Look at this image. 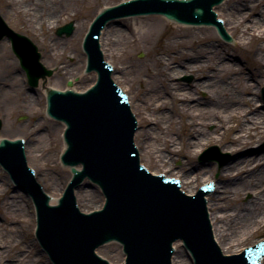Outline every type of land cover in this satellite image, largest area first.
<instances>
[{"label": "water", "instance_id": "water-1", "mask_svg": "<svg viewBox=\"0 0 264 264\" xmlns=\"http://www.w3.org/2000/svg\"><path fill=\"white\" fill-rule=\"evenodd\" d=\"M220 2L221 0H132L104 10L96 17L84 40L89 69L98 72L97 83L85 93L75 94V90L66 93L52 90L48 93L50 114L64 120L68 126L66 140L70 148L65 154L67 156L65 161L70 159L73 163L84 165L81 172H74L76 183L87 176L101 185L106 196L103 210L90 215L79 213L71 200L72 187L67 189L59 207L49 208L47 198L36 185H33L28 172H23L26 169L18 153L19 146L9 141L0 145V161L4 168L10 172L20 187L34 197L39 214L36 233L55 263L107 264L93 255V249L110 238L124 243V251L127 254L126 264H170L169 258L173 252L171 243L177 238L183 239L192 251L194 264H257L264 253V243H262L246 249L239 255L221 254L217 248L218 246L221 249L218 240L215 239V228L207 200V196L216 191V184H212L210 193L205 194V209L217 246L208 229L202 193L188 197L184 192L182 179L178 178V189L183 195L172 180L149 175L139 166L135 153L131 151L132 136L136 128L135 120L129 110L126 97L121 92L122 89L116 87L118 84L113 77L116 68L110 65V62H106L104 51L101 49L102 32L99 38L100 50L96 44L100 29L109 20L151 13H162L169 19L186 24H213L217 26L221 35L231 39L219 13L214 11L217 19L221 20L222 26L212 11V7ZM111 22L115 20L108 22L103 30H107ZM72 29V25L68 24L59 28L57 34L65 33L69 36ZM4 36L10 38L13 50L20 59L31 86L36 85L38 77L51 74V71L37 64L39 55L36 48L25 38L9 30L0 19V40ZM229 42L232 43V39ZM38 68L40 70L36 72ZM95 70L90 73L96 72ZM122 91L127 95L128 103L134 113L128 92ZM139 131L141 125L138 121L135 135ZM134 144L142 164V156L135 136ZM26 146L24 140V154L29 165ZM29 167L32 169L31 165ZM147 169L151 173V170ZM34 173L37 181L36 171ZM162 174L170 178L166 173ZM41 186L44 190L43 185ZM13 192L16 190L13 189ZM74 194L78 206L85 213L102 205L103 198L96 188L76 187ZM174 246L172 264H192L188 253L180 247L179 242ZM97 253L110 264L124 263L121 247L116 243L102 246Z\"/></svg>", "mask_w": 264, "mask_h": 264}, {"label": "bare ground", "instance_id": "bare-ground-1", "mask_svg": "<svg viewBox=\"0 0 264 264\" xmlns=\"http://www.w3.org/2000/svg\"><path fill=\"white\" fill-rule=\"evenodd\" d=\"M56 2L59 0H8L7 7L10 11L18 13L21 18H25L27 14L31 13L36 15L34 13V9H36L41 17L38 23H46L50 27L55 23V21L51 22L54 19L41 13L47 11L48 7L53 6V3ZM20 4H24V6L21 7ZM262 4H264V0H235L233 4L227 6L226 0L223 4H219L214 11L219 13L227 31L232 29L233 32H237V28H240L242 35H251L263 42L264 10L261 7ZM106 7L100 8L96 14ZM38 8L40 12H38ZM255 14L258 16L253 17ZM1 15L0 13V17H3ZM159 18H155V24L146 26L143 22L144 19L133 17L130 18L133 19L131 20L132 25L129 27L123 25L126 27L124 29L115 25L118 23L116 20L111 22L107 30H102L101 36V49L104 51L106 62H110V65L116 68L115 57L121 54L122 48L133 40L134 43H137L136 35L141 29L146 34L149 31L150 35L152 34L151 29L158 32L162 25ZM138 21L140 22L138 23ZM171 23L175 26L179 25L175 22ZM81 28L78 30L79 36H82L84 31V26ZM129 28L132 33L130 40L125 33ZM74 29H76V25ZM194 34L193 32L184 39L181 36L163 32L158 37L161 49L154 56V64L143 70L144 76L141 74L134 76L137 83L140 84L139 90H133V84L126 77L127 71L133 70V67L126 64L125 60L118 62L119 67L116 68L113 77L122 90L130 92L129 97L132 101L133 111L137 115V119L139 118L138 121L143 123L145 130L141 131L142 136L139 134L141 141L138 147L141 156L143 155L142 151L148 155L154 154L157 161L152 164L156 165V170L151 173H160L161 167L164 168V172L161 173H166L171 178H181L184 192L188 196H193L197 192L199 184L212 181V184L217 185L216 191L207 196V200L212 215V224L215 228V239L218 240L223 250L225 247L240 245L252 235L264 234V154H254L250 159L230 161V165L218 174L216 180H213L212 172H205L201 166L193 164L190 161L189 153L194 152L191 151L193 148L195 150L203 149L215 142L222 151L226 148L230 154L238 155L243 150L250 148L261 135H264V115L257 109L254 102V95L256 92L258 93L259 85L255 90H252L250 86L240 87L244 95L248 97L238 100L230 93V90L237 88L233 84L235 83L234 78L239 73L231 70V67L224 69L226 63L223 60L225 57L217 53L214 41L195 39L194 42L189 43L190 39L188 38H193ZM178 47H182L181 50H177ZM258 49L260 51L251 57L255 72L254 80H256L254 82L264 84V45L259 44ZM61 54L63 53L55 52L52 56L56 57ZM78 62L79 60L76 64ZM76 64L74 62L71 66L68 63H60L56 70L59 73L68 72ZM186 73L194 77L192 83L174 82L180 75ZM78 78L80 83L85 84V88L78 89L77 83L70 80L66 89L68 91L75 90L76 93H85L86 89L96 81L97 72L82 73ZM36 81L44 95L52 88L42 76ZM16 88H18L21 102H23L25 96L20 92V87ZM200 91L207 92L203 103L195 96ZM261 98L264 101V87L261 90ZM243 105L246 106V109L242 107ZM243 120L249 122L250 125L244 126ZM51 121L54 127L61 125V130L65 127L64 124L58 123L59 121L57 123ZM210 123L214 128L209 133L204 128ZM177 124L179 125L178 130L175 127ZM1 138L3 137L0 136V140ZM26 145V154L30 157L28 152L30 145L28 142ZM206 153L213 155L219 162L223 160V155L215 156L218 153L217 150H209ZM182 157L185 160L181 161L180 166L175 169L174 160ZM64 169L71 174L70 169L67 167ZM64 188L65 184L62 183L59 191L63 192ZM245 193L251 194L246 201L243 200ZM56 202L57 198L52 197L51 204ZM219 211H223V214L219 215ZM261 240L259 241L261 242ZM4 241L0 240V248ZM1 250L0 264H5L4 256L8 253L4 255ZM21 257L13 256V260L20 264ZM262 264H264V258Z\"/></svg>", "mask_w": 264, "mask_h": 264}, {"label": "rangeland", "instance_id": "rangeland-1", "mask_svg": "<svg viewBox=\"0 0 264 264\" xmlns=\"http://www.w3.org/2000/svg\"><path fill=\"white\" fill-rule=\"evenodd\" d=\"M122 1L125 0H59V2L53 3V6H49L47 11L41 13L54 19L51 22L55 21V23L50 27L46 23H38L41 17L36 12V9H34L36 15H33V13L27 14L25 18H21L15 11H10L7 7L9 4L8 0H0V13L3 15L1 19L8 28L15 33L23 35L35 45L40 55L39 61L45 69H50L52 72L50 76L46 75L45 79L49 86L53 89L65 90L67 82L71 80L75 84L77 83L78 89H83L85 88V84L80 83L78 77L84 72L86 63V58H84L85 54L82 50V41L88 31L90 22L96 15V12L103 6L109 7ZM234 2L235 0H227V6ZM20 5L21 7L24 6V4ZM261 7L264 10V4ZM38 12H40L39 8ZM58 13H60L59 17ZM55 16H57L56 20ZM257 16L258 14L253 15V17ZM139 18L144 19L143 22L146 26L155 24V18H159L162 25H160L158 32L151 29V35L149 31L146 34L141 29L136 35L137 43H134L133 40L126 44L122 48L121 54L115 57L116 68L119 67L118 62L122 60H125L126 64L130 65V67H133V70L129 69L126 73L128 81L133 84V90L140 89V84L137 83L134 76L138 74L144 76L143 70L152 67L154 64V56L161 49L158 37L163 32H167L173 36H181L184 39L194 32L193 38H188L190 39L188 40L189 43L194 42L195 39L207 40V42L214 41L215 49L218 51L217 53L225 57V60H223L226 63L224 64V69L231 67V70L233 69L239 73L234 78L235 83L233 84L237 88L230 90V93L237 97L238 100L248 97L244 95L240 87L250 86L252 90H255L259 85L258 93L253 94L256 98H254V102L257 109L264 115V101L261 98V90L264 84L254 82L256 81L254 80L255 72L253 71L254 66L251 61L252 55L260 51L258 45H264V41L257 40L251 35H242L240 28H237V32H233L231 28V30H228L232 39V43H230L224 41L213 27L175 26L171 21H168L162 16L136 17V19ZM131 20L133 19H117L116 22L118 23L115 25L124 29L132 25ZM69 23L73 26L72 34L68 37L65 35L58 36L56 34L57 29ZM75 25L76 29H74ZM82 26H84V31L82 36H79L78 30L82 29ZM125 33L128 40H130L132 38L130 28ZM122 44L124 45L123 42ZM181 48L178 47L176 49L181 50ZM55 52L63 54L53 57L52 55ZM78 60L79 62L76 64ZM74 62L76 65L71 71L59 73L56 70V67L60 63H68L72 66ZM116 74L118 75L117 72ZM133 77L134 79H132ZM143 78L145 79V77ZM193 81L194 77L189 73L182 74L174 80V82L183 84H189ZM0 84H2L0 85V136L5 138H8V136L10 138H21L25 142H28V145H30L28 146L30 156L28 157L29 165L36 171L37 179L43 185L46 193L51 197L58 198L61 195L59 187L62 183L66 185L69 180V173L62 167L59 161V155L64 148L61 125L54 127L51 121L53 119L47 117L46 95L43 94L42 89L37 86L29 91L30 86L27 83L26 75L21 69L18 59L13 54L8 39L0 41ZM16 87H20V92L25 96L23 102H21L19 90ZM127 92L130 95V92ZM206 95V91H200L195 94L201 103L204 102ZM242 107L245 108L246 106L243 105ZM53 122L57 123L55 120ZM58 123L61 124V122ZM139 123L141 125V131L145 130L143 123ZM243 124L244 126L250 125L246 120H243ZM175 127L178 130L179 125L177 124ZM213 128L214 126L210 123L204 130L210 133L213 131ZM141 131L137 133V136L135 135L137 145L141 141L139 137V134L142 136ZM174 132L176 133V130ZM211 146H215L218 150L215 156L223 155L221 162L215 160L211 154L205 155V152ZM191 151L194 152L189 153L190 161L195 165L201 166L205 172H212L211 178L216 180L218 174L230 165V161L242 160L244 158L250 159L254 154H264V135H261L250 148L243 150L238 155L235 153L230 154L226 148L222 151L221 147L215 142L203 147V149L197 148L195 150L193 148ZM142 153V164L146 165L151 172L155 171L156 165L152 164V162L157 160L154 158V154L148 155L143 151ZM184 160L185 158L183 157L176 158L173 164L175 169ZM163 169L160 167V173L164 172ZM172 178L175 179V177ZM208 184H212V181L206 184H199V186H206ZM13 189V184L7 174L0 168V240H5L0 250L2 249L1 252L4 255L8 253L4 256V262L5 264H17L13 260V256L16 258L19 255L22 256V262L20 264H50L47 256L41 251L34 237L35 212L33 204L22 192L18 190L13 192ZM250 196V193H245L243 200H248ZM218 214H223V211H219ZM262 238H264V234H255L240 245L225 247L223 250L225 253L235 254L245 247L253 245Z\"/></svg>", "mask_w": 264, "mask_h": 264}]
</instances>
